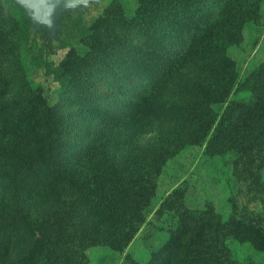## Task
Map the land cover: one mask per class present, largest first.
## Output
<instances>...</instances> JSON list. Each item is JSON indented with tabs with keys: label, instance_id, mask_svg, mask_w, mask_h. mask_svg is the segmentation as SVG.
I'll return each instance as SVG.
<instances>
[{
	"label": "trees",
	"instance_id": "1",
	"mask_svg": "<svg viewBox=\"0 0 264 264\" xmlns=\"http://www.w3.org/2000/svg\"><path fill=\"white\" fill-rule=\"evenodd\" d=\"M135 1L126 14L112 0L87 26L63 18L77 44L55 40L68 48L51 72L61 86L53 107L33 86L35 71L48 72L38 33L19 4L0 0V264H82L92 245L122 249L144 221L160 168L185 145L205 143L208 157L248 167L264 160V61L238 81L227 54L264 0ZM130 121L153 136L147 156L137 152L145 162L127 169L116 129ZM91 152L87 184L76 162ZM96 171L109 180L92 179ZM173 202L163 208L174 210L176 228L149 264H236L226 244L235 221Z\"/></svg>",
	"mask_w": 264,
	"mask_h": 264
},
{
	"label": "rangeland",
	"instance_id": "2",
	"mask_svg": "<svg viewBox=\"0 0 264 264\" xmlns=\"http://www.w3.org/2000/svg\"><path fill=\"white\" fill-rule=\"evenodd\" d=\"M23 1L27 3V8H23L26 14L27 9H33V3L37 2V0ZM111 1L67 0L65 4L71 3V5L58 6V11H54L53 32L45 25V22H40V15L34 21L27 14L33 30L38 33L37 46H43L40 61L48 62L47 73L42 69L34 72L33 86L42 87V96L49 105L56 107L61 90L60 83L53 78L51 72L65 57L68 47L64 44L67 41H71L73 45L77 44L73 36L66 34L68 31L64 28L63 18L68 15L72 18L79 17L81 22L87 26L103 12ZM117 1L122 5L126 14H131L136 9L135 0ZM57 39L66 41L61 44L55 41ZM227 54L236 64L238 81H243L254 68L264 61V2L260 6L256 22L244 27L241 42L229 47ZM233 98H238V96L232 94L230 99ZM113 99L115 102L122 103L117 94H114ZM223 106H216L214 109L221 113ZM115 107L121 108L118 104ZM139 125L138 123L134 125L130 121L116 129L118 133L116 151L119 155L127 156L125 158L127 169L130 166L135 168L136 161L145 162V159L137 152L144 150L145 156L149 153L144 147L148 139L152 138L153 133H148L147 129ZM162 133L168 134V131ZM106 145L104 156L109 155L108 149L111 148L108 143ZM205 147V143L190 144L174 150L154 180V195L143 212L144 221L128 243L120 250L108 244L92 245L84 250L82 264H149L156 256L155 254L165 246L170 232L177 225L174 210L163 208L168 198L174 201L173 207L190 210L210 207L221 216L223 222L235 221L237 223L235 230L227 239L226 244L236 264H264V237L258 231L263 222L260 220H264V160L262 155L255 156V160L248 167L237 162L232 155L210 158L205 154ZM88 155L90 159L87 161H83L82 157L77 160L76 171L77 176L82 177L85 183L91 184V178L87 174L82 176V172L87 169L88 164L95 162L98 154L91 152ZM249 172L253 178L258 179L259 184H253ZM100 177L103 183L109 180L106 176L102 177L99 171L92 174L94 180ZM174 192H180V200L174 197Z\"/></svg>",
	"mask_w": 264,
	"mask_h": 264
},
{
	"label": "water",
	"instance_id": "3",
	"mask_svg": "<svg viewBox=\"0 0 264 264\" xmlns=\"http://www.w3.org/2000/svg\"><path fill=\"white\" fill-rule=\"evenodd\" d=\"M17 4H19L22 8H27L26 2L23 0H14ZM67 0H37L36 3H33V9H27L28 16L31 17L34 21H36L38 15H40V22H45V25L50 28V30L54 31V26L52 23V19L54 16V11H58V6L64 7L71 5L65 4ZM70 1V0H69ZM30 5V4H29Z\"/></svg>",
	"mask_w": 264,
	"mask_h": 264
}]
</instances>
